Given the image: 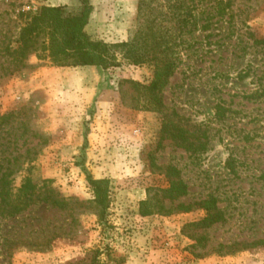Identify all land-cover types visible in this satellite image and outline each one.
<instances>
[{"label": "rangeland", "instance_id": "1", "mask_svg": "<svg viewBox=\"0 0 264 264\" xmlns=\"http://www.w3.org/2000/svg\"><path fill=\"white\" fill-rule=\"evenodd\" d=\"M46 1L0 0V181L16 193L29 170L39 184L21 213L0 208V264H264V0H89L86 31L118 45L120 66L40 51L12 72L6 47ZM140 32L178 61L158 110L134 84L154 66L121 46ZM89 176L109 180L104 216ZM179 178L188 194L170 199ZM209 199L223 219L196 226Z\"/></svg>", "mask_w": 264, "mask_h": 264}, {"label": "trees", "instance_id": "2", "mask_svg": "<svg viewBox=\"0 0 264 264\" xmlns=\"http://www.w3.org/2000/svg\"><path fill=\"white\" fill-rule=\"evenodd\" d=\"M82 8L78 12H70L65 5H43L35 13L27 15V21L20 28L16 45L6 47L11 56L12 72L25 67V60L30 54L40 51L45 53L51 63L59 67L70 66H97L110 69L120 66L118 61V45L110 44L104 40L94 39L87 31L92 15V4L89 0H81ZM124 57L132 64H152L154 66V79L149 85L134 82L142 88L149 102L144 106L147 110H158L163 105L161 90L168 84L170 77L178 67L177 58L163 54L162 42L150 32L136 34L130 41L123 42ZM167 46V45H166ZM170 47L167 46L166 49ZM10 114H0V133L9 124ZM0 181V208L4 214L15 216L29 207L36 198L39 184L35 181L31 171L23 178L21 187L16 193L5 188V181ZM88 182L94 190L95 202L101 207L103 216L110 206V187L108 179H94L88 177ZM170 199H177L188 194V185L182 179L170 180V187L162 190ZM46 201V200H45ZM53 203H59L54 200ZM207 215L196 226H210L223 219L222 211L218 208L215 199L201 202ZM147 201L141 203V213H153L147 208ZM190 209V205H181ZM5 215V214H4ZM6 215V216H7ZM256 243H264L259 240Z\"/></svg>", "mask_w": 264, "mask_h": 264}, {"label": "crops", "instance_id": "3", "mask_svg": "<svg viewBox=\"0 0 264 264\" xmlns=\"http://www.w3.org/2000/svg\"><path fill=\"white\" fill-rule=\"evenodd\" d=\"M74 0H47L45 2L46 5H52V6H58V5H69L71 4V2H73ZM81 9H77L76 11H80Z\"/></svg>", "mask_w": 264, "mask_h": 264}]
</instances>
